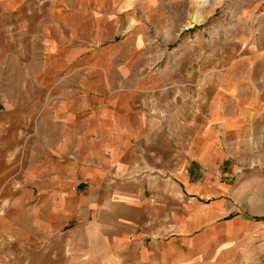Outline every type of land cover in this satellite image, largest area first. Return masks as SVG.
Instances as JSON below:
<instances>
[{
    "label": "crops",
    "instance_id": "0c3cea01",
    "mask_svg": "<svg viewBox=\"0 0 264 264\" xmlns=\"http://www.w3.org/2000/svg\"><path fill=\"white\" fill-rule=\"evenodd\" d=\"M173 11L0 0V193L26 188L38 225L10 236L19 264H264V221L245 214L239 174L256 108L239 116L219 93L178 103L180 81L212 79L194 62L210 52L190 53L212 45H175ZM36 151L26 187L4 189L19 176L4 161Z\"/></svg>",
    "mask_w": 264,
    "mask_h": 264
},
{
    "label": "rangeland",
    "instance_id": "374dc122",
    "mask_svg": "<svg viewBox=\"0 0 264 264\" xmlns=\"http://www.w3.org/2000/svg\"><path fill=\"white\" fill-rule=\"evenodd\" d=\"M174 11L171 18L178 26L172 32V41H205L211 50L197 48L192 52H210V56L196 58V76L209 72L211 80H182L179 82L178 103L188 102L196 107L203 104L202 98L220 95L223 106L242 116L243 108H256L248 130V144L245 159L240 162L244 175L245 214L260 222L264 221V0H164V8ZM165 19V18H164ZM176 27V26H175ZM166 28V26H165ZM180 29H183L182 31ZM173 45V46H175ZM231 53L228 60H219L218 54ZM190 55H183L180 61L181 77L187 78L186 69L191 67ZM189 71L191 69L189 68ZM184 81V82H183ZM202 101V103H201ZM201 103V104H200ZM251 114V112H249ZM45 129H37L35 145L44 148L47 139ZM43 152L36 151V161L28 160L22 154L17 164L4 161L5 172L18 166L19 176L3 177L4 189L15 184L26 187L28 169L43 163ZM7 165V167H6ZM13 179L16 180L13 182ZM23 189V188H22ZM28 192L0 193V264H19L20 256L7 254L6 245L10 236L32 232L35 226L34 214L29 212ZM262 230V229H261ZM264 235V231H261ZM4 240V241H3ZM1 242H4L1 246ZM3 248V249H1Z\"/></svg>",
    "mask_w": 264,
    "mask_h": 264
}]
</instances>
